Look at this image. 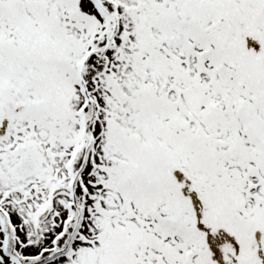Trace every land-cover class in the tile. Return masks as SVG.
Wrapping results in <instances>:
<instances>
[{"label": "snow or ice", "instance_id": "snow-or-ice-1", "mask_svg": "<svg viewBox=\"0 0 264 264\" xmlns=\"http://www.w3.org/2000/svg\"><path fill=\"white\" fill-rule=\"evenodd\" d=\"M0 264H264V0H0Z\"/></svg>", "mask_w": 264, "mask_h": 264}]
</instances>
